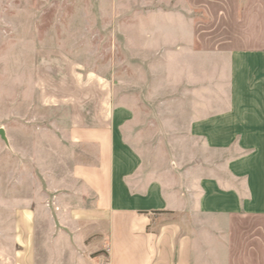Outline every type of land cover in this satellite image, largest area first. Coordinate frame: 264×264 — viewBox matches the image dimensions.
<instances>
[{"label": "crops", "instance_id": "obj_1", "mask_svg": "<svg viewBox=\"0 0 264 264\" xmlns=\"http://www.w3.org/2000/svg\"><path fill=\"white\" fill-rule=\"evenodd\" d=\"M187 4L166 150L116 136L110 100L46 130L41 264H264V0Z\"/></svg>", "mask_w": 264, "mask_h": 264}, {"label": "rangeland", "instance_id": "obj_2", "mask_svg": "<svg viewBox=\"0 0 264 264\" xmlns=\"http://www.w3.org/2000/svg\"><path fill=\"white\" fill-rule=\"evenodd\" d=\"M193 20L202 12L187 0H0V264L42 263L46 130L66 132L110 100L116 136L168 148L166 119L186 107L171 104L177 81L186 93L175 53Z\"/></svg>", "mask_w": 264, "mask_h": 264}, {"label": "water", "instance_id": "obj_3", "mask_svg": "<svg viewBox=\"0 0 264 264\" xmlns=\"http://www.w3.org/2000/svg\"><path fill=\"white\" fill-rule=\"evenodd\" d=\"M0 135L4 140H6L3 130H0Z\"/></svg>", "mask_w": 264, "mask_h": 264}]
</instances>
